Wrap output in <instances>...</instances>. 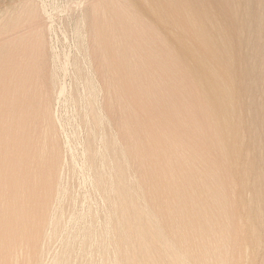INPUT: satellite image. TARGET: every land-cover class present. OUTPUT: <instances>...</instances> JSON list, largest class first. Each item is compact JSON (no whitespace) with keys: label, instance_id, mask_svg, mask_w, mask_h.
Returning a JSON list of instances; mask_svg holds the SVG:
<instances>
[{"label":"rangeland","instance_id":"374dc122","mask_svg":"<svg viewBox=\"0 0 264 264\" xmlns=\"http://www.w3.org/2000/svg\"><path fill=\"white\" fill-rule=\"evenodd\" d=\"M9 1L12 5V6H10V9H11L10 12L8 11L9 10L8 5H10ZM108 1H110V3ZM112 1H114V0H103V1L99 0V2H98V0H31V3L34 2L33 4H35V6H36V4H38L36 7L37 8L36 12L38 11V13L34 12L35 14H32L33 15L32 19L30 18L31 14L30 13L28 14V12H30V10H27V9H30V5H31L30 0H4V1H2L1 5H0V6L3 5L2 6L3 8H6V9L8 8L7 9L8 12L6 11V9H4L3 11H6V13L11 15V17H14L16 12L19 13V14L16 13V16H15V18L17 19V23L15 20L14 24L10 25V26H6V24H4V22L6 23L5 19L7 17H10L9 15L6 14V16H5L4 13L2 12L3 13L1 15L2 17H0V30H1L0 31V39L1 38L3 39L4 37H6L3 40L1 39L2 41H0V53H1L0 54V102H1L0 108H2L3 113L4 112L6 113V114L5 113L3 114L1 112V109H0V113H1L0 114V123H2V125H0L1 126L0 127V138L3 137L2 141L0 139V167H1L0 177H3V179H0V181L2 180L3 182H0V183H2V185H4V183H6L8 181L6 183L8 185L5 184V186H2V187L0 185V200L2 198V200L0 201V205H1L0 209H1V211L5 210L3 212L8 214L4 217H0V247H2V248H8L9 246L16 247V249H15L16 250L15 251L16 257L13 255L12 257L8 256L5 259H0V264H23V263H25V262H23V260L27 261V263L30 262L31 264H89V263L90 264H102V262L104 260H107V259H108L107 261H109V262L112 261V264H116L118 262V257H119L118 254L119 253H118V251H116L117 250L116 249V244H117L116 241L118 239H115V236L119 232L117 230V232H118L117 233L115 231L116 229L114 228V223H115L114 221L116 220V210L113 206V203L115 201H117L118 199L116 198L115 193L112 192L110 189V185L115 180V173H114L115 169L122 168L123 175H125V177H127V179H128L127 182H128V186L130 187V192L133 191L132 193H133L134 197H135V195H137L138 197L140 196L139 202L142 201L144 203L146 202L147 204H154V205H151L150 208H152V210L156 211V213H158L157 211L163 210L162 214L158 213L161 216H163V214L166 212V210L168 211V209H166V210L164 209V208H167L166 205H167V202L169 201L168 199H166V198H169V197H167L168 193L166 192V190L169 191L167 188V185H164V187H166L167 189L164 188L162 185L161 188L159 189L160 191L157 190L156 195H158L157 193H159V192H160V194L163 193V195L159 194L158 195L159 197H156V195H155V198L152 201L153 203L148 202V197L146 196V198H145V194H143V192H141V190H140L139 195H138L139 192L136 193V190L139 191V189L137 188L138 187L137 183L141 184V182H145L148 185L150 182L149 178L154 180L155 183L158 181L159 174H158V178H157L156 173H159L160 168H158L159 165L157 163L155 164L154 162H152V163H150L152 165H150V164L148 166L146 165L147 168H143L140 170L137 168V170H135V168L137 166V164L135 165V162L136 163L138 162L135 158H137V157L130 155L127 151L129 148H134V146H135V148L137 146H140V148L139 147H137V148H139V150L141 148H143V149H141L142 151H144V152H142V154L146 153L150 148L146 147L147 144H145V143L148 141V139H149L148 136H150L151 134L161 138V140L163 139L162 137L165 134H167V135H165L167 137L173 136L170 139H174V135H172L174 132L175 136H177L178 138H180L182 136L181 138H183L182 140L180 138L179 139L180 142L178 141V143H176V146L177 145L178 146L174 150L175 155L172 156V158L174 159L172 161V164H173L172 169L174 168V171H177V173L181 172V173H179V179L183 180V184L179 180L180 181L179 184L181 183L182 186H180L181 184L180 185L178 184V180L176 182L177 184L173 185L174 186L173 189L174 188L176 189V190L174 189L175 191L172 190L173 192L176 193V194L174 193L175 195H178V193L181 192V190L183 192H181L180 195H183L184 192H186L184 190L186 189V187L188 188V184L186 183L187 181L185 182L184 180L191 179L193 174L189 173L190 169L193 172V169L197 168V167H194V166H196V164H197V166L201 165V166H199V168L202 167L201 173H199L200 172L199 169H196V171L194 169V174L196 173L195 175L200 174V176L199 175H197V177L195 175L194 176L196 178H198V176H199L201 178V180H199V178L196 179L195 177H192V178H194V179H192L193 180L192 184H193V186H196V187L199 185L200 186L199 188H201V189L204 188L202 190L204 192H202V191L199 192L197 190L195 193L197 197H199V195H200V197L198 199H201L199 201L201 203L202 209L197 208L198 205H192V207L190 205V209H191V211H193V213L197 212V213H195L197 215L201 212V213H203V215H202L203 217H207V219H209L212 222L213 219L210 217L212 213H210V211L213 213H217V214L223 213L220 211H223V208L225 207L226 203H227V205L229 204L230 207L234 204V202H233L234 198L233 197H235V195H234L235 193L233 194V192L231 191L233 189L228 185V183L226 181V180H228L225 177L226 173H227L226 167L224 169L222 167V165H224L223 160L222 159H221L222 161L219 160L221 158L220 157L221 153L219 154L220 156L217 155V156H219L218 158L216 156H214V159L218 160V163L215 160H211L213 162V164H212V162L210 160L208 162V159H210V157H208V158L206 157V154L209 155L210 152H211L210 155L212 154V151H211L212 149L215 148L217 150L216 151L214 149L213 154H218L221 151V149L217 145L215 146V144H213V142H212V138H210V137H212V133L210 134L209 131L211 129L210 128L208 129V120L205 118L206 115H205V113H203L201 107L198 108L199 106H201L200 105L201 102H200V100L198 101L197 95H195V96L193 95V93H195V91L192 92L194 90V88L192 87V85H190L191 83L188 84L189 80L187 81V78L183 76V73L181 72V70H179L178 67L173 66L175 63L173 60H171L170 57L168 58V56H167V58L164 59L166 57V54L164 56V54H162V52L165 53V51H164L165 47L162 45L163 43L161 44L157 40L153 41L154 37L149 31L150 28L148 27V30H147V28H146L147 26L145 25L146 27H143L142 24H140V26L137 25L135 27V25L138 23L136 18L132 17L130 19H127L125 12H122L121 10H117L116 8H115V10L118 13H115L116 12L115 10L112 11L111 14L108 12L111 16L108 15L107 12L105 13V17L107 18L105 23L108 22L110 25H113V29L115 26L117 28L118 27L120 28V26L122 25L121 26V30H123L122 33H124V31H125V33H127V31H128V33H127L128 37H126V38L123 37L122 42L120 40H118V38L115 37L114 34L108 33V32L106 33V30H104V29L101 30V28H102L100 25L101 20L99 22L97 19H95L97 16V13L92 12V11H94L93 9H95V7H99V6H96L97 4L98 5L103 4L102 2H104V4L109 3L112 6H114V4H115V6H116V2L114 1L115 3L113 2V4H112ZM249 1L250 0H242V2H241L243 5H246V6H244L245 8L244 7L241 8V12L242 13L244 12L242 15H243V17L245 16L244 18H246V22L249 21V23L246 24L245 27L243 26L241 30L236 29V31H238V37H240L241 41L244 40L242 43L239 42L240 43L239 53L242 50L241 51L242 53L240 55H242V56L246 55V57L248 56L251 59L254 58L253 64L256 62L254 65H259V63H261L260 65H262V64H264V29H263L264 28V5L261 8H260V6L264 2V0H251V2H249ZM258 1H260V2H258ZM93 3L95 4V6ZM4 4H5V6H4ZM13 4L15 7L13 6ZM25 4L28 8H26V6H24ZM247 6H249V7H247ZM254 6H256V7H254ZM11 7H14L16 10L14 8L12 9ZM92 7H94V8H92ZM250 7L252 10L250 9ZM38 8H39V10H38ZM246 8H248V9H246ZM96 10H98V9H96ZM246 10L250 11V13ZM13 11H14V13L11 14ZM26 11H28V12H26ZM245 12H246V14H245ZM122 13L124 14V16ZM259 13H261L263 15V20L261 21L262 23L260 21L257 23V25H258V27H257V25L251 24L252 22H250V21H252L251 16H253V14L255 16L256 14H259ZM106 14H107V16H106ZM116 14H118V15H116ZM34 15L37 17L35 18ZM28 16H30V17H28ZM109 16L111 18H109ZM33 19L35 22L33 21ZM108 19H111V20H108ZM114 20L116 21V23H113V22H115ZM131 20H132V22H131ZM124 21H126V22H124ZM128 21H130V22L128 23ZM94 23H96V24L98 23L97 26H98V28H100L99 30L96 27V24H94ZM108 23H106V24H108ZM118 23H119V25H117ZM126 23L129 27H127ZM114 24H116V25L114 26ZM123 24H125V25H123ZM249 24H251V26H255V27L254 28L251 27V29H250ZM247 25H249V27ZM123 26L127 27L128 30L126 28V30H127L126 31ZM4 27H6V29H4ZM10 28H12V29L10 30ZM117 28H116V32L119 33V31H121V30H119V28L118 29ZM137 28L139 30H137ZM131 29L132 30L134 29V30L132 31ZM243 29H244V31H243ZM5 30H7V31H5ZM97 30H98V32H96ZM136 30H137V32L134 33V31H136ZM2 31L4 34H1ZM145 31H147L148 33H146ZM240 33H241V35H240ZM9 34H12V35L9 36ZM109 34H110V36L113 35L114 38L111 39ZM124 35L126 36V34H124ZM11 36L13 37L14 41H13ZM101 36H103V38ZM106 36L109 37L111 40L109 38H107ZM130 36H131V39L129 38ZM242 36H243V39H242ZM135 37H136V39H134ZM144 37H146V38H144ZM10 38L12 41L10 40ZM244 38H246V39H244ZM115 39H116V42H114ZM129 39H130V41L128 42ZM142 39L143 40L147 39L146 40L147 42L152 41L153 44L156 42V44H154V46H152L151 45L152 42L147 43L146 41H143ZM108 40H109V42H108ZM112 40H114V41H112ZM132 40H134V41H132ZM247 40L249 42H247ZM105 41L107 42L106 45H109L108 47L106 45H104ZM117 41H119L120 43L119 42L117 43ZM136 42H138V43H140V42L144 43L145 42L147 45L144 48V49H146V53H145L144 49L141 50V52L143 51V53L146 54V55L142 56L141 58H138L139 57L138 53H139L140 49L138 47H136L137 46ZM157 42H158V44L160 43L159 44L160 46L157 45ZM8 43H10V44H8ZM97 43H98V45H97ZM115 43H117V44H115ZM127 43H128V46H127ZM129 43H131V44H129ZM120 44L121 45L125 44L124 49H123V46H121V48H120ZM256 44L259 46H257ZM99 45H101V47ZM102 45H103V47H102ZM149 46H152V47H149ZM155 46L156 47L158 46V48L160 47L159 48L160 52L158 51V48L155 50V48H156ZM162 47H164V48L162 49ZM29 48H31V50ZM32 48H34V49L32 50ZM95 48H97V49H95ZM100 48L104 51H100ZM118 48H120V49H118ZM129 48H131V50H129ZM21 49H23V50H21ZM122 49L124 50V52ZM147 49H148V51H147ZM20 50L23 53L22 55H25L26 58H27V56L29 57L30 55H32V58L30 56V58L25 59V57L21 56L22 59L21 58L12 59V57H13V55H15V53L19 52L18 54H21ZM24 50H25V52H24ZM97 50L100 52H97ZM126 50H129L130 51L129 53H133L135 50L136 51L134 52L135 54L133 53V55L131 54L132 55L131 56L128 53V51H126ZM149 50H153L154 53L152 51H149ZM161 50H163V51H161ZM131 51H133V52H131ZM156 51H158V52H156ZM101 52H102V54H101ZM259 52H263V53H259ZM24 53H27V54H24ZM110 53L114 54V56H113L114 58L111 59V57L108 56V55H110ZM125 53H127V54H125ZM150 53H151V56H149ZM11 54H12V57H11ZM122 54H125V56ZM153 54H154V56H152ZM121 55H122V57H121ZM160 55H163V56H160ZM4 56H5V58H4ZM259 56H260V58H259ZM105 57H107V58H105ZM143 57H145V58H143ZM156 57H159L158 60ZM160 57H162L164 59L163 62L166 60H170V61H166L165 63H163L161 61L162 58H160ZM106 59H108V60L111 59V60L108 61ZM142 59H145V60L142 61ZM153 59H155V60H153ZM114 60L118 63V65H117V63H114ZM118 60H120V61L118 62ZM156 60H157V62H156ZM111 61L113 62L112 67H111L112 70L110 67L108 68V65L111 66V63H112ZM121 61H122V64H121ZM136 61L138 63L135 66ZM141 61L143 62V64ZM158 61L160 62L159 63L160 65L158 64ZM125 62H126V64H125ZM130 62H132L131 65H130ZM140 62L143 66L142 67L143 69L141 67H139V66H141ZM102 63H104V72H103V64ZM105 63H106V65H105ZM152 63H155V64L157 63L158 65L156 64L154 66V64H152ZM166 63H168L167 66L169 64L170 65L167 67ZM123 64L126 65V66L124 65L125 66L124 68H123ZM151 64L153 65V68H149V66L151 67ZM253 64L250 63L248 66L250 67V65H251V67L248 68L246 66L244 69L245 74L246 73L248 74L250 71V73L248 74L250 77L247 76V74H246L245 78L243 77V79H242V82H243L242 84L244 85V82H245V87H247L246 88L247 90L245 91V95L243 94V96L240 98V101L243 100L242 105L243 104L245 105V106L243 105L244 108L242 109V111H244L246 109V111H244V112L241 111V113L247 114V116L245 114L243 116H245L246 120L250 118L247 121L248 122L250 121L253 125H256L260 121V125L259 124L256 125L257 127H259L258 132H260V133H258L256 135V137H258L262 134V139H261V136H260V139L264 141V139H263L264 138V135H263L264 134V126H263L264 125V123H263L264 122V118H263L264 109H262V108H264V105H263L264 104V94L262 93V92H264V84H263L264 83V80H263L264 68H262V69L260 68L257 71V69L254 67ZM131 66L133 69L131 68ZM158 66H159V68H157ZM171 66H172V68H171ZM262 66H264V65H262ZM160 67H162V68H160ZM146 68H148V70ZM154 68H157L158 70H156ZM163 68H165V70H167L169 68V70H167L169 73L166 71V74L164 75L163 73H165V72H164ZM176 68H177V70H176ZM107 69H109V72ZM123 69L126 71H124ZM136 69L137 70L139 69V70L137 71ZM144 69H145V71H144ZM149 69H150V73H151L150 75H149ZM105 70H107V71L105 72ZM146 70L148 71L147 72L148 74L146 73ZM159 70H160V72H157ZM162 70H163V72H162ZM115 71H116V73L118 72L120 74H118V76H117V74L114 75ZM120 71L126 76V78H125L127 80L126 82L124 79L123 80L120 79L122 76H124ZM143 71L145 73H143ZM151 71H153V72H151ZM110 72H112V73H110ZM134 72H136L135 75H134ZM139 72H142V73L140 74ZM251 72H254V73L251 74ZM128 73H130V74H128ZM132 73H133V75H132ZM152 73L153 74L156 73L160 76L153 75ZM175 73L178 75L181 73L180 74L181 78H180V75L178 77V76H176ZM112 74L114 76H117L118 79H116V77H114L115 78L114 79ZM121 74H122V76H121ZM126 74H128L129 78L131 77L130 80H132L134 78L132 81L134 84L137 83V84H135V86L131 87L134 84L132 83V81L130 82L128 80L129 78ZM137 74H138V76H137ZM254 74H255V76H252ZM104 76H106V77H104ZM107 76H110V77H107ZM141 76H143V77H141ZM147 76H149V77H147ZM150 76H151V78H150ZM155 76H158L157 77L158 79H156ZM165 76H166V78H165ZM167 76L170 78V80ZM182 76L184 77V80H186L187 82H185L183 80ZM172 77H173L174 81L172 80ZM110 78L113 82L115 80H117V81H115V83L110 82ZM141 78L147 79V80L143 79V81L145 83L142 81ZM177 78H180V79H177ZM151 79L153 81L155 80L154 81L155 83H153L151 81L150 84L151 85L153 84L154 87L157 88V90H156L153 86L151 87L154 92H156V91L158 92V93L156 92L157 95L159 94L158 97H156L157 95L153 94L154 92H151L152 91L150 88L151 85L149 84V86H148L147 81H150ZM249 79L251 81L252 80L253 81L250 82ZM136 80H138V81H136ZM156 80H158L160 83ZM107 81L110 82V84L107 83ZM121 81L125 85L129 83V85L128 86L126 85V87H123L125 85ZM163 81L164 82L166 81L165 84ZM116 82H117V84H116ZM118 82H119V85H118ZM167 82L170 83L168 86L166 84ZM173 82H175V83L177 82V83L175 84ZM120 83L122 84V86H120ZM130 83L132 84L131 86H130ZM172 83L174 85H176V87H175L176 89L173 88L174 93H173V90H170V89H172V88H170V86H172V87L174 86ZM138 84H141V86L143 85L142 86L143 89L140 88L141 86H139ZM156 84H157V86H156ZM136 85H137V87H136ZM183 86H184V88H183ZM117 87L120 88V91L117 89ZM128 87H131L132 89L128 88ZM177 87H179L181 90L178 89ZM248 87H249V89H248ZM133 88H136V89L138 88V89L137 90L135 89V91L133 92V90H134ZM148 88L150 91L148 90ZM161 88H163V90L168 88V90H170L171 92L166 90L167 92H169L168 95L166 96L167 92L165 90L162 92ZM190 88H193V90L191 89V91H190L189 90ZM127 89H129V91ZM146 89L148 90V92H146ZM122 90H123V92H122ZM124 90H126V92H124ZM130 90H132L131 91V92H133L132 94H129ZM141 90H144L143 93H145V92L146 93H145V95L142 93L143 94L142 96H138V95H141L140 94L142 92ZM118 91H119V95H118ZM127 91H128V93H127ZM136 91H138V92L140 91V93L137 94L138 92H136ZM160 91H161V93H163L164 96L162 94H160ZM186 91H187V93H186ZM113 92H115V93L113 94ZM164 92H165V94H164ZM121 93L123 95H120ZM175 93L177 94L176 96H175ZM259 93L261 95H259ZM128 94L132 95V96L129 97ZM134 94L136 95V97L135 96L133 97ZM126 95H128V96L126 97ZM146 95H147V97H146ZM148 95H150V97ZM152 95H155V96H152ZM185 95H187V96H185ZM109 96H111L112 100L110 99ZM117 96H119L120 98ZM122 96H123V98L125 97L124 98L125 102L122 101V100H124V99H122ZM160 96H162L161 97V99H163L162 101H160V99H159ZM128 97H129V101H128V99H126ZM138 97H139V99H138ZM151 97H152V99H150V101H148L149 98H151ZM154 97H156V98H154ZM186 97H189V99ZM194 97H195V99H194ZM130 98L131 99L134 98V100L132 99V101H134V103H131L132 101L130 102V100H131ZM135 98L137 99L138 102L136 101ZM147 98H148V100H147ZM177 98H180L179 100L182 99V101L174 100ZM115 99H117V100H115ZM142 99H143V101H141ZM183 99H186V101ZM151 100H152V102L154 101L153 104H152ZM250 100H251V102H250ZM109 101L111 103H114L113 104L114 105V110H113L114 114L113 115H111L109 110H108V106L110 103ZM116 101H117V103H116ZM144 101H146V102H144ZM157 101L158 102L160 101V103H157ZM183 101H185V102H183ZM195 101H196V103L194 104ZM118 102H119V104H118ZM141 102H142V104H141ZM179 102H181V103H179ZM120 103H123L124 105L121 104V106H120ZM138 103L141 104V106H142V107L141 106L139 107L140 109L138 108V106H139ZM132 104H133V106H131ZM145 104H146V106H145ZM181 104L182 105L184 104L183 107ZM253 104L254 105L257 104V105L254 106ZM259 104H261L262 106ZM136 105H137V108L139 109L138 111L135 110L137 108H135V109L133 108L134 106L136 107ZM176 105H177V107H175ZM187 105H190V106H187ZM127 106L128 107L130 106V107L127 108ZM116 107L118 110H116ZM148 107H149L150 111L148 110ZM256 107H258V108H256ZM123 108L125 109V112H123L124 111ZM153 108L154 109L156 108V111ZM248 108L250 110L252 109L251 114H250V112H249L250 110ZM130 109L133 111H130ZM180 109L182 111L179 112ZM198 109H200V111ZM126 110H127V112H126ZM134 111H135V113H137V115L134 114ZM169 111H171L170 113H173V115H175V116L170 114ZM256 111H258L259 115H260V116H258V119H257L258 112L255 115ZM140 112H142L141 114H144L147 112L146 114H144L143 119L142 118L139 119V117L141 116ZM150 112H152V114ZM181 112H185V113L181 114ZM199 112H200V114H197ZM123 113L125 114V116ZM156 113H158L162 117L159 115H156ZM168 113H169V116H168ZM126 114L130 118L132 117V116H130V114H132L133 117L135 116L134 118L132 117V119L134 121L138 120V121H136L137 123L136 122L133 123L132 119H130L129 117H126ZM164 114L167 116H165ZM138 115H140V116L137 118L136 116H138ZM145 115H147V116L153 115V116H152V118L150 116L148 118V120H146L147 116H145ZM119 116H120V118H119ZM155 116L157 117L158 120H156ZM171 116H172V120L169 118ZM176 116H177V118H176ZM195 116L197 119L196 121L198 123L194 121ZM121 117H123V118H121ZM142 117H143V115H142ZM153 117H154V119H153ZM159 117L165 118V119L167 117L168 118L166 120H164V119L161 120ZM1 118H3V120ZM127 118H129L128 120L130 122H132L131 124H129L130 122L127 121ZM173 118H175V119H173ZM198 118H199V120L201 119V121H199ZM4 119H5V121H4ZM121 119H122V121H121ZM123 119L125 120L124 122H123ZM151 119H153V120H151ZM251 119H252V121H251ZM261 119H262V121H261ZM1 120H2V122H1ZM173 120L176 121L174 124H173ZM179 120H181V121H179ZM142 121H143V124L141 125ZM167 121H168L167 124L161 123L162 126L160 127L159 122H167ZM3 122H4V124H3ZM139 122H140V124H138ZM144 122L147 124H149L150 122H152V123H150L151 125L149 124L150 125L149 126V125H146ZM153 122H155V123H153ZM169 122L171 123V125L173 124L171 129L174 127L173 129L175 131L172 129L173 131L170 130V133H169L167 131L168 129L165 128L166 129L165 131H167L168 133L167 132L164 133L163 127H166L165 124L169 125V127H170ZM178 122H179V124H178ZM185 122L191 126H189ZM205 122H206V124H204ZM124 123H125V127H124ZM154 124H156L157 127H160V128H157L156 125L153 126ZM163 124H164V126H163ZM134 125H136V126L133 129ZM183 125H184V127H183ZM203 125H205V126H203ZM206 125H207L206 130H207V134L209 135V138H208V135L205 134L206 133L205 132L206 131L205 130ZM117 126H120L121 128L117 127ZM126 126H128L129 130H126V129H128ZM130 126H133V127H130ZM137 126H138V129H136ZM143 126H145V127H143ZM146 126H149V127H146ZM151 126H153V128H152L153 130H155L157 128L154 131L155 134L152 132L149 133L148 128H150V130H152ZM195 126H196V128H195ZM199 126H200V128H199ZM130 128L132 129V133H131L132 135H129L130 130H131ZM190 128H192V131H190L191 130ZM197 128H199L200 131L204 129L203 130L204 132H202V131L199 132L197 130ZM262 128H263V130H262ZM121 129H124L125 132L122 131ZM140 129H142V130H140ZM144 129L146 130V132ZM161 129H162L163 133H162V131L161 132L158 131L161 134L158 133L160 136H158V134L156 135L157 130H161ZM182 129L183 130L186 129V131L189 129V131L186 132V131H183ZM6 130H7V133H6ZM138 130L140 132H142V134ZM177 130L180 131L181 135L179 134V132L177 133ZM1 131H2V133H1ZM143 132L145 135L143 134ZM188 132H190L191 134ZM194 132H196V133H194ZM3 133H4V135H3ZM186 133L190 134L191 137H189V135H187ZM5 134H6V136H5ZM195 135H196V137H195ZM136 136H138L139 138ZM145 136H147L148 139H146ZM245 136H247L246 147L250 146V143L253 142V143H251L250 150L254 149V151L251 150V153L254 156L256 155L255 157H260V156H262L261 154L264 155V142L262 141L260 143L258 140L256 141L255 136L253 137V134L251 135V132L250 133L247 132ZM204 137H205V139H204ZM143 138H144V140H147V141L143 142ZM137 139H140V140H137ZM184 139L185 140L190 139L189 143H188V140L184 141ZM191 139L192 140L194 139L193 140L194 142H195V140L196 141L198 140L199 141V142L197 141L198 144L196 145L197 142H195V143L191 142L190 143ZM207 139H208V141H207ZM247 139L250 142H248ZM129 140H130V142H129ZM42 142H45L46 151H45L43 158L41 159V161L39 163V156L35 151H36L37 146L40 145ZM128 142H129V144H128ZM134 142H135V144H134ZM200 142H201V144H200ZM205 142L206 143L208 142L207 144H210V145H207V147H206ZM180 143H182V144H180ZM192 143H194V144H192ZM203 143H204V145H203ZM211 143H212V145H211ZM254 143H255V145L252 146ZM179 145H181L180 148H179ZM185 145H187V146L189 145L188 147L190 149ZM198 145H201L204 150L203 149H202L203 151L199 150L202 147H200ZM23 146L27 147V151H26V153H24V155H26L24 166L13 168L12 167L13 160L18 155L21 147H23ZM204 146L206 147L207 150H209L208 153L203 154V152L206 150ZM185 147L187 148V150H185L186 149ZM195 147L196 148L198 147V150L200 152L196 149L198 151L197 152L195 150ZM211 147H214V148L210 149ZM256 147H257V149L255 150ZM260 148H262L261 152H260ZM176 149H179V150H176ZM181 149H183V150H181ZM122 150H127V151H125V153H124V151H122ZM180 150L182 151V153H180L181 152ZM178 151H180V152H178ZM186 151H188V152H186ZM215 151L216 152L219 151V152L215 153ZM139 152L141 153V151H139ZM189 152H190V154H189ZM184 153H187V154H184ZM114 154H116V155H114ZM188 154L191 157L188 156ZM200 154H202V156H204L203 158L205 160L201 161L202 156H200ZM258 154H260V155H258ZM186 155L189 158L186 157ZM212 155H211V157H212L211 159H213ZM154 156H155V154H154ZM174 156H175V158L177 157L176 158L177 160H175ZM195 156H196V158L198 156V159H199V160L197 159L196 163L194 162V161H196ZM192 157H194V159ZM191 158L193 159L192 162H194V163H191V161H190ZM179 160H181L180 162H182V166H181V164H180V166H179V164H177V163H180V162H178ZM184 160L185 161L187 160V162L190 161L189 164L191 163L190 164L191 166L189 164H186L187 162L185 163ZM219 161L222 162V163H220L221 164L220 166H219ZM200 162H203V164L202 163L200 164ZM175 163H176V165H175ZM207 163L209 165H207ZM262 163L263 162H261V163L259 162L257 164V167L259 169L261 168L260 170L258 169V171L262 174V176H264V163L263 164ZM132 164H134V165H132ZM183 164H184V166H183ZM204 164L207 165L206 166L207 168L203 167V166H205ZM216 165L221 167V168L217 167ZM132 166H135V167H132ZM178 166L180 169L178 168ZM211 166L215 167L214 170ZM187 167H188V169H187ZM203 168L206 172V173L204 172L205 173L204 175H203V171H204ZM222 168H223V170H222ZM262 168H263V170H262ZM217 169H219V171L216 172ZM197 171H199V172H197ZM223 171H225V172L223 173ZM262 171H263V173H262ZM152 172H154V173L152 174ZM207 172L211 176H215L213 174L214 172L217 173L215 176L217 178L214 177L215 178L214 179L212 177H209L210 175ZM141 173H142V176H141ZM119 175H122V174H119ZM154 175H155L157 180H155V177H153ZM187 175H188V177H187ZM218 175H221V176L223 175L222 176L223 178H221ZM136 176H139V177H136ZM203 176H204V178H203ZM131 178L133 181L129 180ZM206 178H209V179L207 180ZM5 179L7 181H5ZM134 180H135V182H134ZM205 180H206V182H205ZM215 180H216V182H215ZM220 180L221 181L223 180V182H221ZM17 181H19V183H16ZM14 182H15L16 186H15V184H13ZM129 182H130V184H129ZM201 184L204 187L201 186ZM204 184L206 185V187ZM221 184L223 185V187H221L222 186ZM21 185H24V186L21 187ZM130 185H132V186H130ZM178 185H179V187H177ZM209 185L211 187L210 189H209ZM226 185H227V187H225ZM13 186H15L16 188ZM7 187L11 191L8 190ZM224 187H225V189L227 188V190L229 188L230 191L228 190V192L225 193V189L223 190ZM247 187H249V186H247ZM19 188L20 189L23 188L24 194L20 195V193H18V195H17V193H16L17 196L15 194H14L15 195L14 196L13 193L15 192V189H18L16 191V192H18V191H20ZM183 188H184V190H183ZM216 188H219V189H216ZM178 189H179V191L177 193ZM211 189L213 192L211 191ZM215 189L221 190V195H219L220 192L218 194L214 195L213 193H214ZM3 190L8 192L9 194L8 193L6 194V192ZM162 190H163V192H161ZM164 190H165V192H164ZM209 191L212 193L213 196L211 195V193ZM198 192H199V195H198ZM206 192H209L210 195H206ZM200 193H204V195H203L204 197H202ZM226 194H227V196H226ZM245 194L247 196L246 199L248 201L247 202L248 205L253 206V204H255V199L252 200V198H254V197H250L249 191H247V190L245 191ZM161 196L164 198H162ZM183 196H181L180 205H182V204L186 205L183 203L186 201L185 198H183ZM214 196H217V197L214 198ZM8 197H9L10 201L7 199ZM11 197H12V199H11ZM205 197H207L208 200H210V203H207L209 201ZM221 197H225L227 202H225L226 201L225 199H220ZM229 197L231 198V200ZM13 199H16V200L13 201ZM182 199H183V202H182ZM202 199H204L203 202H202ZM217 199H218V201H217ZM228 199L230 201H228ZM155 201H157V203H154ZM219 201L221 203H219ZM252 201H253V203H251ZM176 202H177V199H176L175 203ZM217 202L221 205L218 206L219 204H216ZM229 202L230 203L232 202V203L230 204ZM172 203H174V202H172ZM202 203L205 206H203ZM222 203H224V204H222ZM170 204H171V202H170ZM170 204H169V206H170ZM222 205H223V207H222ZM153 206H154V208H153ZM169 206H168V208H169ZM210 206H213V207L215 206L214 207L215 209L213 207H210ZM230 207H228L229 208L228 211L230 210L229 214H231V215H229V216H230V218L232 217L231 220L234 218L238 219L239 216H237V212L234 211L235 210L234 206L231 207L233 210H231ZM196 208L199 209L200 211L197 210ZM219 208H220V210H219ZM216 209H217V211H216ZM7 210H8V213L6 212ZM173 210H174V208H173ZM194 210H196V211H194ZM10 211H11V213H10ZM14 211L16 212V214ZM12 212H14V213L12 214ZM188 212H190V210H188ZM201 213L198 216H200ZM233 213H235V214H233ZM166 214H167V212L164 215H166ZM206 214H208V215H206ZM209 214H210V216H209ZM5 218L8 219V221ZM218 220L220 222H222V221L224 223L226 222L224 220V217H221V219L218 218ZM234 221H236V219H234ZM237 221H239V219ZM43 222L46 226L43 225ZM32 223L33 224L39 223V225L38 226L33 225ZM9 226H11L12 228ZM42 226H44V227H42ZM157 226L161 229L162 233H165L167 231L161 222ZM259 227H260L259 230L263 231V232H261L262 236H263L264 235V222L260 223ZM13 228H14V230H11ZM5 229H7V230H5ZM19 229H20V231H23L26 234L23 237L21 236L23 239L20 237V243L15 244L12 241L13 239H10V238L11 237L16 238V236H17L16 232L19 233ZM209 231L213 232V230H208L207 233ZM212 232H210V234ZM195 233L196 232H193L192 235H195ZM192 235H191V237H193ZM207 235L209 237V233ZM175 238H177V237H175ZM175 238L173 241L172 240L173 237L171 236V239L170 238L167 239V242L169 244L172 243V245L177 244L178 250L182 248L181 250H179V252L182 253L183 256L185 255L184 256L185 259L187 258L188 255H190V257L188 256V259H186L187 261L189 260L188 261L189 264L194 262L198 258L197 253H199V251H198L197 247L195 249L196 254H194V252H193L195 247L194 248L192 247V249L190 248L189 251H191L193 253L192 254L187 249L181 247V244L176 243L177 241ZM210 238H213V236L207 238V240ZM214 239L215 238L210 239L209 240L210 243H209V241H207V242L209 244L213 243V245L215 243H217L214 245V247L216 246V248L218 247V249L221 248V250H224V249L227 250L228 249V250L232 251L231 253H230V251L228 252V254H229L228 257L231 259V261H234V258L236 259L238 257L239 251H238V249H236V246H234L233 244H232L233 245L232 246L230 244V247H227V246L225 248H224V246L220 247V246H218V241L216 239L215 240ZM211 240L216 241V242L214 243ZM262 240H263L262 241L263 245L261 244V246L257 249L256 253L259 255L258 259L261 260V262L262 261L264 262V257H263L264 256V236H263ZM232 242L234 244H236L235 241H232ZM36 244H37V246H38V244L41 246V247L38 246L39 248L37 247L39 250L37 255H39L40 257L39 256L37 257L35 255L37 249H35V251L33 253V250H34L33 245L35 246ZM43 245H46V246H43ZM179 245H180V247H179ZM42 247H43V252L40 251V250H42ZM185 250L187 251L186 254L184 252ZM111 251H112V253H111ZM27 253H29V256H27ZM235 253H236V256H235ZM191 254H192L193 258L191 257ZM231 254L234 255V258ZM190 260H192V261H190ZM204 260L206 262V259H203L202 261L200 260V263L212 264L211 260H209V259H208L209 261L207 260L209 263L208 262L205 263Z\"/></svg>","mask_w":264,"mask_h":264},{"label":"bare ground","instance_id":"6f19581e","mask_svg":"<svg viewBox=\"0 0 264 264\" xmlns=\"http://www.w3.org/2000/svg\"><path fill=\"white\" fill-rule=\"evenodd\" d=\"M2 1H4V0H0V5H1V3H2ZM103 1V0H102ZM115 2H116V6H115V4H114V6H112L111 4H109L110 3V1H108L109 3H107V4H104V2H102L103 4H100V5H96V6H99V7H95V9H93L94 11H92V12H96L97 13V16H96V18L95 19H97L99 22H100V20H101V22H100V25H101V30H106V33L108 32V33H112V34H114V36L115 37H117L118 38V40H120L121 42L123 41V37L124 38H126V37H128V35H127V33H128V28L127 27H129L128 25H127V23H126V25H127V27H125V26H123L124 28H125V30H126V28H127V33H125V31H124V33H122V31L123 30H121V26H120V28H119V30H121V31H119V33H117L116 32V24H114V26L116 27H114V29H113V25H110L108 22H106V23H108V24H106L105 23V21L107 20V18L105 17V13L107 12H109L110 14H111V12L112 11H114L115 10V8L117 9V10H121L122 12H125V14H126V16H127V19H130V18H132V17H134V18H136L137 19V21H138V23L135 25V27L137 26V25H139L140 26V24H142V26L143 27H146L147 28V30H148V27L150 28L149 29V31H150V33L153 35V37H154V40L153 41H155V40H157L158 42H160L164 47H165V49H164V51H165V53L164 52H162V54H164V56H165V54H166V57L164 58V59H166L167 58V56H168V58L170 57L171 58V60H173L174 61V67L176 66V67H178V69L179 70H181V72L183 73V76L184 77H186L187 78V81L189 80V82H188V84L189 83H191L190 85H192V87L194 88V90H193V88H190L189 90L191 91V89L193 90L192 92H194L195 91V93H193V95L195 96V95H197V99H198V101L200 100V102H201V106H199L198 108H200L201 107V109H202V111H203V113H205V115H206V119L208 120V129L210 128L211 130L209 131L210 132V134L212 133V137H210V138H212V142H213V144H215V146L217 145L220 149H221V151L218 153V152H216L217 150L214 148V147H211L210 149H212V148H214L216 151H215V153H218V154H213V152H214V149H212L211 151H212V156H213V159H211L212 157H211V155H210V153H209V155L208 154H206V157L208 158V157H210V159H208V162H209V160L211 161V160H215L217 163H218V160H216V159H214V156H216L217 158L220 156L219 154L221 153V158L219 159V160H223V163H224V165H222V167L225 169V167H226V178L228 179V180H226L227 181V183H228V185L233 189V190H231L232 192H233V194L235 195V197H233L234 199H233V202H234V204L232 205V206H234V211H236L237 212V216H239L238 217V219H239V221H237L238 219L237 218H234V219H236V221H234V219H232L231 220V218H230V216L229 215H231V214H229V212H230V210L228 211V207H230V205L228 206L227 205V203H226V205H225V207L223 208V211H220V212H223V213H213V212H211L210 211V213H212L211 214V216H210V214H209V216L213 219V221L211 222L209 219H207V217H203L202 215H203V213H201V215L200 216H198L199 214H195V213H197V212H195V213H193V211H191V209H190V205H191V207H192V205H198V207L197 208H201V203H200V201L199 200H201V199H198L199 197H200V195H199V192L200 191H202L204 188H199L200 186L198 185L197 187L196 186H193V180L192 179H194V178H192V177H197V175H199L200 176V174H197V175H195L194 174V169H195V171H196V169H199L200 170V172L199 171H197V172H199V173H201L202 171H201V168L202 167H200L199 168V166H201V165H198L197 166V164H196V166H194V167H197V168H194L193 169V172L191 171V169H190V172L189 173H191V174H193L192 175V177H191V179H186V180H184L187 184H188V188L186 187V189L184 190V188H183V190L184 191H186V192H184V196L183 195H180V193L181 192H183L182 190H181V192H179L178 193V191H179V189L177 190V193H178V195H175L176 193L175 192H173V191H175L174 189H173V185L175 184H177L176 182H177V180H178V184H179V182L181 181V183L183 184V180H180L179 179V173H181V172H179V173H177V171H174V168L172 169V167H173V164H172V161L174 160L173 158H172V156L173 155H175L174 154V150H175V148H177V146H176V143H178V141H179V139L182 137H180V138H178L177 136H175V134H174V132H173V134L172 135H174V139H170V138H172L173 136H171V137H167V136H165V135H167V134H165V135H163V139L161 140V138H159V137H157V136H155V135H153V134H151L150 136H148L149 137V139L147 138V136H145V138L146 139H148V141L147 140H144V138H143V142L145 141H147L145 144H147V146L146 147H149L148 149V151L146 152V153H144V154H142V152H144V151H142L141 149H143V148H141L140 150H139V148H140V146H137V147H139V148H135V146H134V148H129L128 149V151L127 150H122V151H124V153H125V151H127L130 155H133V156H135V157H137V158H135L138 162L136 163L135 162V165L137 164V166H136V168H135V170H137V168L140 170V169H143V168H147L146 167V165L148 166L150 163H152V162H154L155 164L157 163L158 165H159V167L158 168H160V170H159V173H156L157 174V178H158V174H159V178H158V181L155 183V181L154 180H152V179H150L149 178V180H150V182H149V184L147 185L145 182H141V184H139V183H137L138 184V189H139V191L138 190H136V193L137 192H139L138 193V195L140 194V190H141V192H143V194H145V198H146V196L148 197V202H150V203H153L152 201H153V199L155 198V195H156V192H157V190L158 191H160L159 189L161 188V186L163 185V187H164V185H167V188H168V190L169 191H167L166 190V192L168 193V196L167 197H169V198H166V199H168L169 201V203L167 202V208H164L165 210L166 209H168V211L166 210V212H167V214L166 215H164L163 214V216H161L160 214H158V213H161L162 214V211L160 212V211H157L158 213H156V211H154V210H152V208H150L151 207V205H154V204H147L146 202L144 203V202H139V197L137 196V195H135V197L133 196V191L132 192H130V187L128 186V182H127V177H125V175H123V173H122V168H117V169H115V171H114V173H115V180L112 182V184L110 185V189H111V191L112 192H114L115 193V195H116V198L118 199H116L117 201H115L114 203H113V206H114V208H115V210H116V220L114 221L115 223H114V228L116 229L115 231L117 232V230H118V234L115 236V239H118L117 241H116V251H118V255H119V257H118V262L116 263V264H189L188 263V261L186 260V259H188V256L190 257V255H186L187 256V258L185 259L184 258V256L182 255V253H180L179 252V250H181V249H179L178 250V246H177V244L175 245V244H173L172 245V243L171 244H169L168 242H167V239H171V236L173 237V241H174V238L175 237H177V238H175L176 239V243H179V244H181V247H183V248H185V249H187L188 251L190 250V248L192 249V247L194 248V250H193V252H194V254H196L195 252V249H196V247H197V249H198V251H199V253H197V259L194 261V262H192L193 264H202V263H200V260L202 261L203 259H206V262H208L209 260H211L212 261V264H264V262L262 261L261 262V260H259L258 259V254L256 253L257 252V249L261 246V244L263 243L262 241V238H263V236H262V233L261 232H263V231H261V230H259V225H260V223H262V222H264V176H262V174L258 171V167H257V164L260 162H263L264 163V155L263 154H261L262 156H260V157H255L252 153H251V150H250V146H251V143H253V142H251L250 143V146H247L246 147V138H247V136H245L246 135V133L247 132H251V135L253 134V137L255 136V140L257 141H259L260 143L263 141V140H261L262 139V134L260 135L261 136V139H260V136H258V137H256V135L258 134V133H260V132H258L259 130H258V128L259 127H257L256 125L257 124H259L260 125V121H259V123H257L256 125H253L250 121V123L247 121V120H249V119H247L246 120V118H245V116H243L245 113H241V111H242V109L244 108V106L242 105V103H243V100H241L240 101V98L243 96V94L245 95V91L247 90L246 88L247 87H245V82H244V85L242 84L243 82H242V79H243V77L245 78V75L247 74H245V67L247 66L248 68H250L251 67V65H250V67L248 66L250 63H252L253 64V61H254V58H250V57H246V55L245 56H242V55H240L242 52V50L240 51V53H239V48H240V43L239 42H243V41H241V39H240V37H238V31H236V29L237 30H241L242 29V27L244 26L245 27V25L246 24H248L249 23V21L248 22H246V18H244L243 17V13L241 12V8L242 7H244V6H246V5H243L241 2H242V0H114ZM114 1H112V4H113V2ZM98 2H99V0H98ZM97 2V3H98ZM106 2V1H105ZM114 2V3H115ZM244 2V1H243ZM249 2H251V0L249 1ZM258 2H260V1H258ZM263 2V1H262ZM9 3H10V1H9ZM30 3H31V0H30ZM29 3V4H30ZM34 3V2H33ZM33 3H31V5H30V9H27V10H30V12H28V11H26V12H28V14L30 13L31 14V17L30 16H28V17H30L31 19H32V14H35V13H38V11L36 12V10H37V5L38 4H36V6H35V4H33ZM94 4V3H93ZM245 4V3H244ZM250 5V4H249ZM257 5V4H256ZM263 5H264V2L261 4V6H260V8L261 7H263ZM3 6V5H2ZM2 6H0V17H2L1 15L4 13V15L6 16V14L7 15H9L8 13H6V11H7V9L9 8V12L11 11V9H10V6H12L11 5V3H10V5H8V8L6 9V8H3ZM4 6H5V4H4ZM7 6V5H6ZM13 6H14V4H13ZM24 6H26V4L24 5ZM23 6V7H24ZM94 6H95V4H94ZM253 6V5H252ZM251 6V7H252ZM259 6V5H258ZM15 7V6H14ZM14 7H11L12 9L14 8ZM247 7H249V6H247ZM251 7H250V9H251ZM254 7H256V6H254ZM25 8V7H24ZM26 8H28L27 6H26ZM92 8H94V7H92ZM245 8V7H244ZM4 9H6V11H3ZM15 9V8H14ZM96 9H98V10H96ZM246 9H248V8H246ZM16 10V9H15ZM38 10H39V8H38ZM252 10V9H251ZM255 10V9H254ZM7 11V12H8ZM25 11V10H24ZM116 11V10H115ZM245 11V10H244ZM246 11H248V10H246ZM3 12V13H2ZM35 12V13H34ZM249 13H250V11H248ZM247 12V13H248ZM255 12V11H254ZM14 13V11L11 13V14H13ZM16 13H18V12H16ZM16 13H15V15H14V17H11V15H9L10 17H7L6 19H5V21H6V23L4 22V24H6V26H10V25H13L14 24V21L16 20V23H17V19L15 18V16H16ZM108 13V15H110ZM114 13V12H113ZM115 13H118L117 11L115 12ZM19 14V13H18ZM27 14V15H28ZM123 14V13H122ZM245 14H246V12H245ZM116 15H118V14H116ZM120 15V14H119ZM35 16V15H34ZM106 16H107V14H106ZM111 16V15H110ZM109 16V18H111ZM123 16H124V14H123ZM20 17V16H19ZM37 16H35V18H36ZM247 17V16H246ZM250 17V16H249ZM254 17V18H253ZM34 18V17H33ZM251 18H252V21H250V22H252L251 24H253V25H257V23L260 21H262L263 20V15L261 14V13H259V14H256L255 16H254V14H253V16H251ZM4 19V18H3ZM249 19V18H248ZM108 20H111V19H108ZM124 20V19H123ZM33 21H34V19H33ZM113 21V20H112ZM115 21V20H114ZM35 22V21H34ZM124 22H126V21H124ZM130 21H128V23H129ZM131 22H132V20H131ZM135 22V21H134ZM2 23V22H1ZM37 23V22H36ZM112 23V22H111ZM113 23H116V21L115 22H113ZM112 23V24H113ZM262 23V22H261ZM3 24V25H4ZM94 24H96V23H94ZM98 24V23H97ZM97 24H96V27L98 28V26H97ZM251 24H249L250 25V29H251V27H255V26H251ZM117 25H119V23L117 24ZM123 25H125V24H123ZM146 25V26H145ZM249 25H247L248 27H249ZM5 26V25H4ZM35 26V25H34ZM13 27V26H12ZM38 27V26H37ZM95 27V26H94ZM122 27V28H123ZM134 27V26H133ZM257 27H258V25H257ZM35 28V27H34ZM117 28V29H118ZM260 28V27H259ZM262 28V27H261ZM3 29V28H2ZM4 29H6V27H4ZM8 29V28H7ZM12 28H10V30H11ZM100 28H98V30H99ZM145 29V28H144ZM264 29V28H263ZM98 30L96 31V32H98ZM132 30V29H131ZM134 30V29H133ZM132 30V31H133ZM137 30H139L138 28H137ZM137 30L136 31H134V33L135 32H137ZM141 30V29H140ZM143 30V29H142ZM247 30V29H246ZM1 31V30H0ZM5 31H7V30H5ZM118 31V30H117ZM236 31V32H235ZM243 31H244V29H243ZM102 32V31H101ZM131 32V31H130ZM129 32V33H130ZM146 33H148L147 31H145ZM250 32V31H249ZM255 32V31H254ZM257 32V31H256ZM6 33V32H5ZM104 33V32H103ZM116 33V34H115ZM133 33V32H132ZM131 33V34H132ZM140 33V32H139ZM262 33V32H261ZM1 34H4L3 33V31H2V33ZM124 34H126V36L124 35ZM138 34V33H137ZM150 34V35H151ZM247 34V33H246ZM254 34V33H253ZM256 34V33H255ZM258 34V33H257ZM8 35V34H7ZM10 35H12V34H9V36ZM102 35V34H101ZM104 35V34H103ZM107 35V34H106ZM130 35V34H129ZM149 35V36H150ZM240 35H241V33H240ZM261 35V34H260ZM108 36V35H107ZM106 36V37H107ZM109 36H110V34H109ZM147 36V35H146ZM244 36V35H243ZM243 36H242V39H243ZM252 36V35H251ZM2 37V36H1ZM12 37V36H11ZM102 38H103V36H101ZM134 37V36H133ZM142 37V36H141ZM260 37V36H259ZM4 38H6V37H4ZM3 38V39H4ZM97 38V37H96ZM101 38V39H102ZM107 38H109V37H107ZM110 38L112 39V38H114L113 37V35L112 36H110ZM109 38V39H110ZM130 39H131V36L129 37ZM144 38H146V37H144ZM149 38V37H148ZM2 39V38H1ZM0 39V41H2ZM12 39H13V37H12ZM110 39V40H111ZM122 39V40H121ZM130 39L128 40V42L130 41ZM134 39H136V37L134 38ZM152 39V38H151ZM244 39H246V38H244ZM251 39V38H250ZM258 39V38H257ZM10 40H11V38H10ZM100 40V39H99ZM98 40V41H99ZM127 40V39H126ZM125 40V41H126ZM140 40V39H139ZM143 40V39H142ZM147 40V39H146ZM146 40H143V41H146ZM149 40V39H148ZM12 41V40H11ZM10 41V42H11ZM13 41H14V39H13ZM16 41V40H15ZM103 41V40H102ZM112 41H114V40H112ZM111 41V42H112ZM124 41V42H125ZM132 41H134V40H132ZM131 41V42H132ZM136 41V40H135ZM142 41V42H143ZM151 41V40H150ZM97 42V41H96ZM108 42H109V40H108ZM114 42H116V39H115V41ZM113 42V43H114ZM119 41H117V43H118ZM139 42V41H138ZM138 42H136V44H137V46L136 47H138L139 49H140V51H139V53H138V58H141L142 56H144V55H146V54H144L143 53V51L141 52V50L142 49H144L147 45H146V43L144 44V43H138ZM147 42V41H146ZM152 42V41H151ZM151 42H147V43H151ZM158 42H157V45L158 46H160L159 44H158ZM247 42H249L248 40H247ZM254 42V41H253ZM252 42V43H253ZM259 42V41H258ZM117 43H115V44H117ZM120 43V42H119ZM8 44H10V43H8ZM42 44V43H41ZM107 44V42L105 41V44L104 45H106ZM129 44H131V43H129ZM154 44H156V42L154 43ZM154 44H153V42H152V46H154ZM259 44V43H258ZM97 45H98V43H97ZM119 45V44H118ZM125 45V44H124ZM124 45H121L120 44V48H121V46H123V49H124ZM133 45V44H132ZM131 45V46H132ZM135 45V44H134ZM149 45V44H148ZM243 45V44H242ZM257 45V44H256ZM40 46V45H39ZM100 47H101V45H99ZM98 46V47H99ZM107 47L109 46V45H106ZM105 46V47H106ZM127 46H128V43H127ZM152 46H149V47H152ZM158 46L155 48V50L158 48ZM246 46V45H245ZM257 46H259V45H257ZM256 46V47H257ZM97 47V48H98ZM102 47H103V45H102ZM126 47V46H125ZM134 47V46H133ZM164 47H162V49L164 48ZM97 48H95V49H97ZM120 48H118V49H120ZM135 48V47H134ZM160 48V47H159ZM158 48V51L160 50ZM242 48V47H241ZM252 48V47H251ZM260 48V47H259ZM258 48V49H259ZM30 50H31V48H29ZM34 48H32V50H33ZM104 49V48H103ZM109 49V48H108ZM115 49V48H114ZM122 49V50H123ZM248 49V48H247ZM2 50V49H1ZM21 50H23V49H21ZM20 50V52H21V54H18V53H15V55H13V57H12V54H11V57H12V59H19V58H21V56L22 57H25V59H27V58H30V56H31V58H32V55H30L29 57L27 56V58H26V56L25 55H22L23 53H22V51ZM28 50V49H27ZM41 50V49H40ZM110 50V49H109ZM117 50V49H116ZM129 50H131V48H129ZM129 50H126V51H128V53L130 52ZM145 50V53H146V49H144ZM43 51V50H42ZM100 51H104V50H102L101 48H100ZM100 51H98L97 50V52H100ZM121 51V50H120ZM136 51V50H135ZM134 51V52H135ZM147 51H148V49H147ZM149 51H152L153 53H154V51L153 50H149ZM158 51H156V52H158ZM161 51H163V50H161ZM253 51V50H252ZM2 52V51H1ZM24 52H25V50H24ZM32 52V51H31ZM95 52V51H94ZM108 52V51H107ZM111 52V51H110ZM123 52H124V50H123ZM122 52V53H123ZM131 52H133V51H131ZM133 52V53H134ZM141 52V53H140ZM160 52V51H159ZM6 53V52H5ZM12 53V52H11ZM34 53V52H33ZM109 53V52H108ZM114 53V52H113ZM113 53H110V55H108L109 57H111V59L112 58H114L113 56H114V54ZM133 53H129L130 55L132 54L133 55ZM136 53V54H137ZM259 53H263V52H259ZM1 54V53H0ZM7 54V53H6ZM9 54V53H8ZM24 54H27V53H24ZM99 54V53H98ZM101 54H102V52H101ZM104 54V53H103ZM121 54V53H120ZM119 54V55H120ZM125 54H127V53H125ZM125 54H122V55H124L125 56ZM128 54V55H129ZM135 54V53H134ZM247 54V53H246ZM105 55V54H104ZM122 55H121V57H122ZM131 55V56H132ZM159 55V54H158ZM157 55V56H158ZM127 56V55H126ZM149 56H151V53H150V55ZM152 56H154V54L152 55ZM160 56H163V55H160ZM251 56V55H250ZM254 56V55H253ZM118 57V56H117ZM135 57V56H134ZM137 57V56H136ZM4 58H5V56H4ZM105 58H107V57H105ZM104 58V59H105ZM128 58V57H127ZM133 58V57H132ZM143 58H145V57H143ZM147 58V57H146ZM152 58V57H151ZM154 58V57H153ZM157 58V60H158V58L159 57H156ZM155 58V59H156ZM160 58H162V57H160ZM258 58V57H257ZM259 58H260V56H259ZM22 59V58H21ZM110 59V60H111ZM116 59V58H115ZM120 59V58H119ZM126 59V58H125ZM134 59V58H133ZM155 59H153V60H155ZM163 58L161 59V61L163 62V60H164ZM256 59V58H255ZM106 60H108V59H106ZM110 60H108V61H110ZM124 60V59H123ZM136 60V59H135ZM138 60V59H137ZM143 60H145V59H142V61ZM149 60V59H148ZM157 60H156V62H157ZM258 60V59H257ZM256 60V61H257ZM260 60V59H259ZM120 60H118V62H119ZM134 61V60H133ZM141 61V62H142ZM166 61H170V60H166ZM166 61H164L163 63H165ZM172 61V62H173ZM105 62V61H104ZM112 62V61H111ZM135 62V61H134ZM141 62H140V65L141 66H139V67H143L142 66V64H143V62H142V64H141ZM110 63V62H109ZM114 63H117L115 60H114ZM124 63V62H123ZM131 63L132 62H130V65H131ZM137 61H136V64H135V66L137 65ZM160 62L158 61V64H159ZM256 63V62H255ZM254 63V64H255ZM103 64V72H104V63H102ZM112 64H113V62L111 63V66H109L108 65V68L110 67H112ZM121 64H122V61H121ZM125 64H126V62H125ZM125 64H123V68L126 66ZM146 64V63H145ZM148 64V63H147ZM152 64H154V66L157 64H155V63H152ZM151 64V67L149 66V68H153V65ZM157 64V65H158ZM167 64L168 63H166V66H167ZM253 64V65H254ZM261 63H259V65H254V67L257 69V71H258V69H262V68H264V66H262V65H264V64H262V65H260ZM105 65H106V63H105ZM117 65H118V63H117ZM125 65V66H124ZM160 65V64H159ZM162 65V64H161ZM170 65V64H169ZM168 65V66H169ZM116 66V65H115ZM134 66V67H135ZM167 66V67H168ZM107 67V66H106ZM120 67V66H119ZM130 67V66H129ZM164 67V66H163ZM114 68V67H113ZM122 68V67H121ZM127 68V67H126ZM125 68V69H126ZM131 68H132V66H131ZM157 68H159V66L157 67ZM157 68H154V69H156V70H158ZM160 68H162V67H160ZM170 68V67H169ZM169 68L167 69V70H169ZM171 68H172V66H171ZM106 69V68H105ZM115 69V68H114ZM133 69V68H132ZM143 69V68H142ZM147 70H148V68H146ZM164 69V72L165 73H163L164 75L166 74V71L167 70H165V68H163ZM247 69V68H246ZM254 69V68H253ZM108 70V72H109V69H107ZM107 70H105V72L107 71ZM111 70H112V68H111ZM110 70V71H111ZM119 70V69H118ZM117 70V71H118ZM121 70V69H120ZM124 70V69H123ZM130 70V69H129ZM128 70V71H129ZM135 70V69H134ZM133 70V71H134ZM137 70V69H136ZM139 70V69H138ZM137 70V71H138ZM141 70V69H140ZM146 70V73L148 72ZM152 70V69H151ZM161 70V69H160ZM160 70L159 71H157V72H160ZM172 70V69H171ZM176 70H177V68H176ZM252 70V69H251ZM114 71V70H113ZM124 71H126V70H124ZM132 71V70H131ZM144 71H145V69H144ZM143 71V73H145ZM174 71V70H173ZM249 71V70H248ZM254 71V70H253ZM256 71V72H257ZM121 72V71H120ZM151 72H153V71H151ZM156 72V73H157ZM162 72H163V70H162ZM161 72V73H162ZM168 72V71H167ZM261 72V71H260ZM110 73H112V72H110ZM122 73V72H121ZM127 73V72H126ZM131 73V72H130ZM130 73H128V74H130ZM140 74L142 73V72H139ZM138 73V74H139ZM156 73H152L153 75H158V74H156ZM169 73V72H168ZM249 73H250V71H249ZM248 73V74H249ZM252 73H254V72H251V74ZM117 74V76H118V74H120V73H116V71L114 72V75H116ZM123 74V73H122ZM122 74H121V76H122ZM128 74H126L127 76H128ZM136 74V72H134V75ZM138 74H137V76H138ZM148 74V73H147ZM151 73H150V69H149V75H150ZM176 74V73H175ZM181 74V73H180ZM179 74V75H180ZM247 74V76H249ZM257 74V73H256ZM108 75V74H107ZM113 75V74H112ZM113 75V78L114 77H116V79H118V77L117 76H114ZM124 75V74H123ZM132 75H133V73H132ZM168 75V74H167ZM174 75V74H173ZM172 75V76H173ZM179 75L178 74H176V76H178L179 77ZM258 75V74H257ZM120 76V75H119ZM146 76V75H145ZM158 76H160V75H158ZM158 76H155L156 77V79H158L157 77ZM170 76V75H169ZM182 76V77H183ZM246 76V77H247ZM252 76H255V74L254 75H252ZM104 77H106V76H104ZM107 77H110V76H107ZM124 77V78H123ZM141 77H143V76H141ZM147 77H149V76H147ZM163 77V76H162ZM168 77V76H167ZM184 77H183V80H184ZM250 77V76H249ZM120 78V77H119ZM126 76L124 75V76H122L120 79H124L125 80V82L127 81L126 79ZM128 78H129V76H128ZM131 78V77H130ZM130 78L128 79L130 82L134 79H132V80H130ZM136 78V77H135ZM139 78V77H138ZM150 78H151V76H150ZM165 78H166V76H165ZM169 78V77H168ZM180 78H181V75H180ZM180 78H177V79H180ZM248 78V77H247ZM254 78V77H253ZM115 79V78H114ZM142 79V78H141ZM144 80H147V79H145V78H143ZM143 79H142V81H143ZM149 79V78H148ZM161 79V78H160ZM251 79V78H250ZM249 79V80H250ZM108 80V79H107ZM169 80H170V78H169ZM172 80L174 81V79H173V77H172ZM245 80V79H244ZM243 80V81H244ZM263 80H264V78H263ZM115 81H117V80H115ZM115 81L113 82L112 80H111V78H110V82H113V83H115ZM136 81H138V80H136ZM153 82V83H155L152 79L150 80V81H147L148 82V86H149V84H150V82ZM156 81H158V80H156ZM168 81V80H167ZM176 81V80H175ZM182 81V80H181ZM185 82H187L186 80H184ZM183 81V82H184ZM246 81V80H245ZM248 81V80H247ZM253 81V80H252ZM251 80H250V82H252ZM110 82H108L107 81V83H109L110 84ZM120 82V81H119ZM119 82H118V85H119ZM122 82V81H121ZM144 82V81H143ZM159 82V81H158ZM164 82V81H163ZM166 82V81H165ZM165 82H164V84H165ZM170 82V81H169ZM178 82V81H177ZM176 82V83H177ZM112 83V84H113ZM123 83V82H122ZM132 83H133V81H132ZM145 83V82H144ZM160 83V82H159ZM173 83H175V82H173ZM172 83V84H173ZM175 83V84H176ZM254 83V82H253ZM116 84H117V82H116ZM124 84V83H123ZM134 84V83H133ZM135 84H137V83H135ZM135 84L134 85H132L131 83H130V86L131 87H133V86H135ZM162 84V83H161ZM167 84V86L170 84V83H166ZM185 84V83H184ZM187 84V85H188ZM264 84V83H263ZM108 85V84H107ZM117 85V86H118ZM125 85V84H124ZM127 86L129 85V83L128 84H126ZM126 85L125 86H123V87H126ZM139 86H141V84H138ZM151 85V84H150ZM163 85V84H162ZM174 85V84H173ZM178 85V84H177ZM186 85V86H187ZM110 86V85H109ZM108 86V87H109ZM120 86H122V84L120 83ZM143 86V85H142ZM140 87V88H142L143 89V87ZM145 86V85H144ZM147 86V87H148ZM154 87V85L152 84L151 86H150V88L151 87ZM156 86H157V84H156ZM166 86V87H167ZM185 86V87H186ZM248 86V85H247ZM250 86V85H249ZM262 86V85H261ZM119 87V86H118ZM117 87V89L120 91V88H118ZM131 87H128V88H131ZM136 87H137V85H136ZM146 87V86H145ZM176 87V85H174L173 87L172 86H170V88H172V89H170V90H173V88H175ZM182 87V86H181ZM139 88V87H138ZM137 88V89H138ZM155 88V87H154ZM178 89H180L179 87H177ZM183 88H184V86H183ZM262 88V87H261ZM108 89V88H107ZM132 89V88H131ZM134 90H133V92L135 91V89L136 88H133ZM136 89V90H137ZM156 90H157V88H155ZM176 89V88H175ZM177 89V90H178ZM248 89H249V87H248ZM128 91H129V89H127ZM145 90V89H144ZM144 90H141L142 92L140 93V91L138 92V91H136V92H138L137 94H141V95H138V96H142L143 94L145 95V93L146 92H148V90H149V88H148V90L146 89V92L145 93H143V91ZM151 92H154L153 91V89L151 88ZM155 90V91H156ZM161 90H162V92L165 90H167V91H169V92H171L170 90H168V88L167 89H164L163 90V88H161ZM176 90V91H177ZM181 90V89H180ZM262 90V89H261ZM119 91H118V95H119ZM128 91H127V93H128ZM132 90H130V92H131ZM150 91V90H149ZM166 91V92H167ZM263 91V90H262ZM122 92H123V90H122ZM124 92H126V90H124ZM129 92V94H132L133 92H131L130 93ZM157 92V91H156ZM156 92H154L153 94H155V95H157V93ZM169 92H167V94H166V96L168 95V93ZM256 92V91H255ZM115 92H113V94H114ZM143 93V94H142ZM173 93H174V90H173ZM179 93V92H178ZM186 93H187V91H186ZM189 93V92H188ZM254 93V92H253ZM263 94H264V92H262ZM112 94V95H113ZM128 94V95H129ZM152 94V93H151ZM160 94H162L163 95V93H161V91H160ZM164 94H165V92H164ZM247 94V93H246ZM120 95H123L122 93L120 94ZM128 95H126V97L128 96ZM155 95H152V96H155ZM177 94L175 93V96H176ZM259 95H261L260 93H259ZM114 96V95H113ZM125 96V95H124ZM132 95H129V97H131ZM136 97V95L134 94L133 95V97ZM149 97H150V95H148ZM159 96V94L156 96V97H158ZM164 96V95H163ZM184 96V95H183ZM185 96H187V95H185ZM110 97V99L112 100V98H111V96H109ZM115 97V96H114ZM117 97H119V96H117ZM129 97L128 98H126V99H128V101H129ZM146 97H147V95H146ZM156 97H154V98H156ZM161 97L162 96H160L159 97V99H160V101H162L163 99H161ZM191 97V96H190ZM253 97V96H252ZM120 98V97H119ZM125 98V97H124ZM123 98V96H122V99H124ZM142 98V97H141ZM144 98V97H143ZM172 98V97H171ZM186 98H188L189 99V97H186ZM251 98V97H250ZM249 98V99H250ZM255 98V97H254ZM131 99V98H130ZM133 100H134V98H132ZM132 99L130 100V102L132 101ZM136 99V98H135ZM138 99H139V97H138ZM150 99H152V97L151 98H149V100H148V98H147V100L148 101H150ZM158 99V98H157ZM170 99V98H169ZM180 98H177V99H174V100H179ZM191 99V98H190ZM194 99H195V97H194ZM256 99V98H255ZM108 100V99H107ZM115 100H117V99H115ZM114 100V101H115ZM121 100V99H120ZM119 100V101H120ZM183 100H185L186 101V99H183ZM123 102H125V99L124 100H122ZM127 101V100H126ZM136 101H137V99H136ZM141 101H143V99L141 100ZM147 101V102H148ZM156 101V100H155ZM160 101L158 102L157 101V103H160ZM171 101V100H170ZM173 101V100H172ZM179 101H182V99L181 100H179ZM185 101H183V102H185ZM194 101V100H193ZM197 101V100H196ZM196 101L194 102V104L196 103ZM110 102V101H109ZM121 102V101H120ZM129 102V103H130ZM138 102V101H137ZM144 102H146V101H144ZM151 102H152V100H151ZM154 102V101H153ZM153 102H152V104H153ZM169 102V101H168ZM250 102H251V100H250ZM259 102V101H258ZM263 102V101H262ZM1 103V102H0ZM107 103V102H106ZM116 103H117V101H116ZM115 103V104H116ZM131 103H134V101H132ZM140 103V102H139ZM138 103V104H139ZM149 103V102H148ZM175 103V102H174ZM177 103V102H176ZM179 103H181V102H179ZM188 103V102H187ZM260 103V102H259ZM114 103H109V106H108V110H109V112H110V114L111 115H113L114 114V112H113V110H114V105H113ZM118 104H119V102H118ZM121 104H123V103H120V106H121ZM126 104V103H125ZM141 104H142V102H141ZM141 104H139V106H138V108L141 106ZM144 104V103H143ZM150 104V103H149ZM155 104V103H154ZM178 104V103H177ZM262 104V103H261ZM261 104H259V105H261ZM124 105V104H123ZM129 105V104H128ZM182 105V104H181ZM184 105V104H183ZM183 105H182V107H183ZM254 105V104H253ZM257 105V104H256ZM256 105H254V106H256ZM264 105V104H263ZM119 106V105H118ZM119 106V107H120ZM131 106H133V104L131 105ZM145 106H146V104H145ZM153 106V105H152ZM187 106H190V105H187ZM196 106V105H195ZM262 106V105H261ZM125 107V106H124ZM130 107V106H129ZM128 106H127V108H129ZM142 107V106H141ZM175 107H177V105L175 106ZM179 107V106H178ZM181 107V108H182ZM121 108V107H120ZM126 108V107H125ZM134 109L135 108H137V105H136V107L134 106L133 107ZM132 108V109H133ZM135 109V110H139V109ZM144 108V107H143ZM147 108V107H146ZM185 108V107H184ZM187 108V107H186ZM190 108V107H189ZM246 108V107H245ZM256 108H258V107H256ZM255 108V109H256ZM261 108V107H260ZM1 109V112L3 111L2 110V108H0ZM124 109V108H123ZM133 109V110H134ZM151 109V108H150ZM154 109V108H153ZM176 109V108H175ZM183 109V108H182ZM249 109V108H248ZM262 109H264V108H262ZM6 110V109H5ZM4 110V111H5ZM116 110H118L117 109V107H116ZM115 110V111H116ZM120 110V109H119ZM133 110H131L130 109V111H133ZM143 110V109H142ZM145 110V109H144ZM148 110H149V107H148ZM155 111H156V108L154 109ZM199 111H200V109H198ZM250 110V109H249ZM252 110V109H251ZM251 110L249 111L250 112V114L252 113L251 112ZM261 110V109H260ZM259 110V111H260ZM129 111V110H128ZM150 111V110H149ZM148 111V112H149ZM180 111H182L181 109L179 110V112ZM184 111V110H183ZM193 111V110H192ZM191 111V112H192ZM244 111H246V109L244 110ZM244 111H242V112H244ZM263 111V110H262ZM117 112V111H116ZM123 112H125V109H124V111ZM126 112H127V110H126ZM153 112V111H152ZM152 112H150L151 114H152ZM171 111H169V113H170ZM178 112V111H177ZM194 112V111H193ZM258 111H256L255 112V115H256V113H257ZM261 112V111H260ZM3 113V112H2ZM5 113V112H4ZM3 113V114H4ZM129 113V112H128ZM133 113V112H132ZM142 112H140V114H141ZM147 113V112H146ZM146 113H144V114H146ZM166 113V112H165ZM169 113H168V116H169ZM182 113H185V112H181V114ZM187 113V112H186ZM195 113V112H194ZM247 113V112H246ZM254 113V112H253ZM1 114V113H0ZM6 114V113H5ZM124 114V113H123ZM134 114H136L137 115V113H135V111H134ZM144 114H141V116L140 115H138V116H136L137 118L139 117V119H143L144 118ZM149 114V113H148ZM167 114V113H166ZM170 114H172L173 115V113H170ZM175 114V113H174ZM189 114V113H188ZM197 114H200V112L199 113H197ZM119 115V114H118ZM117 115V116H118ZM142 115H143V117H142ZM155 115V114H154ZM156 115H159L158 113H156ZM165 115V114H164ZM180 115V114H179ZM246 116H247V114H245ZM2 116V115H1ZM124 116H125V114H124ZM130 116H132L133 117V115L132 114H130ZM145 116H147V115H145ZM151 116V115H150ZM149 115L146 117L147 119L146 120H148V118L150 117ZM153 116V115H152ZM152 116H151V118H152ZM159 116H161V115H159ZM165 116H167V115H165ZM173 116H175V115H173ZM254 116V115H253ZM258 116H260L259 115V112H258V115H257V119H258ZM126 117H129L127 114H126ZM132 117L130 118V119H132ZM135 117V116H134ZM133 117V118H134ZM162 117V116H161ZM188 117V116H187ZM119 118H120V116H119ZM121 118H123V117H121ZM129 118H127V121H129L128 119ZM155 118H156V120H158L157 119V117L155 116ZM160 118V117H159ZM168 118V117H167ZM166 118V119H167ZM171 120H172V116L171 117H169ZM176 118H177V116H176ZM182 118V117H181ZM200 118V117H199ZM199 118H198V120H199ZM204 118V119H205ZM263 118H264V116H263ZM2 120H3V118H1ZM136 119V118H135ZM153 119H154V117H153ZM153 119H151V120H153ZM161 120L162 119H164V120H166L165 118H160ZM173 119H175V118H173ZM253 119V118H252ZM252 119H251V121H252ZM2 120H1V122H2ZM119 120V119H118ZM133 120V119H132ZM131 120V121H132ZM160 120V121H161ZM187 120V119H186ZM197 119H196V116H195V122H197L196 121ZM256 120V119H255ZM260 120V119H259ZM4 121H5V119H4ZM121 121H122V119H121ZM125 120L123 119V122H124ZM136 121H138V120H136ZM136 121H134L133 120V123L134 122H136ZM140 121V120H139ZM155 121V120H154ZM179 121H181V120H179ZM199 121H201V119L199 120ZM261 121H262V119H261ZM9 122V121H8ZM130 122V121H129ZM128 122V123H129ZM149 122V121H148ZM156 122V121H155ZM155 122H153V123H155ZM158 122V121H157ZM172 122V121H171ZM176 121L175 120H173V124L175 123ZM184 122V121H183ZM187 122V121H186ZM185 122V123H186ZM249 124H248V123ZM258 122V121H257ZM132 122H130L129 124H131ZM137 123V122H136ZM145 123V122H144ZM150 123H152V122H150ZM149 123V124H150ZM160 123V127L162 126V124L161 123H168V121L167 122H159ZM194 123V122H193ZM198 123V122H197ZM202 123V122H201ZM262 123V122H261ZM264 123V122H263ZM3 124H4V122H3ZM122 124V123H121ZM120 124V125H121ZM127 124V123H126ZM138 124H140V122L138 123ZM143 124V121H142V123H141V125ZM146 125H149V124H147V123H145ZM144 124V125H145ZM165 124V126L166 127H163V130H164V133L165 132H169L170 133V130H172L171 129V127H172V125H171V123L169 122V124H170V127H169V125H166ZM178 124H179V122H178ZM186 124H188V123H186ZM196 124V123H195ZM194 124V125H195ZM200 124V123H199ZM204 124H206V122L204 123ZM0 125H2V123H0ZM128 125V124H127ZM151 125V124H150ZM149 125V126H150ZM156 124H154L153 126H155ZM176 125V124H175ZM174 125V126H175ZM185 125V124H184ZM184 125H183V127H184ZM189 125V124H188ZM198 125V124H197ZM196 125V126H197ZM135 126L136 125H134V127L133 126H130V127H133V129L135 128ZM149 126H146V127H149ZM153 126H151V129L153 128ZM163 126H164V124H163ZM169 128H168V127ZM181 126V125H180ZM189 126H191V125H189ZM196 126H195V128H196ZM203 126H205V125H203ZM264 126V125H263ZM1 127V126H0ZM117 127H120V126H117ZM124 127H125V123H124ZM127 128H128V126H126ZM143 127H145V126H143ZM156 127H157V125H156ZM160 127H157V128H160ZM198 127V126H197ZM121 128V127H120ZM140 128V127H139ZM156 128V129H157ZM165 128H167L168 130L167 131H165L166 129ZM176 128V127H175ZM194 128V129H195ZM199 128H200V126H199ZM199 128H197V130L199 131V132H204L203 130H199ZM4 129V128H3ZM131 129V128H130ZM136 129H138V126H137V128ZM147 129V128H146ZM149 129V133L150 132H152V133H154L155 134V130H150V128H148ZM191 130L190 131H192V128H190ZM193 129V130H194ZM202 129V128H201ZM207 129V125H206V127H205V130ZM122 131H124L125 132V130L124 129H121ZM126 130H129V128L128 129H126ZM140 130H142V129H140ZM145 130V129H144ZM174 130V129H173ZM172 130V131H173ZM183 130V129H182ZM196 130V129H195ZM262 130H263V128H262ZM3 131V130H2ZM2 131H1V133H2ZM121 131V132H122ZM134 131V130H133ZM137 131V130H136ZM139 131V130H138ZM158 131H162V129L161 130H157V133H156V135L159 133ZM175 131V130H174ZM183 131H186V129L185 130H183ZM182 131V132H183ZM187 131H189V129L187 130ZM186 131V132H187ZM212 131V132H211ZM129 132V131H128ZM140 132V131H139ZM145 132H146V130H145ZM167 132V133H168ZM179 132V134H180V131H178L177 130V133ZM206 133L205 134H207V130L205 131ZM208 132V133H209ZM246 132V133H245ZM6 133H7V130H6ZM132 133V129L130 130V134L129 135H132L131 134ZM141 134H142V132H140ZM148 133V134H149ZM162 133H163V131H162ZM185 133V132H184ZM188 133H190V132H188ZM194 133H196V132H194ZM262 133V132H261ZM136 134V133H135ZM143 134H144V132H143ZM159 134H161V133H159ZM158 134V136H160ZM187 134V133H186ZM191 134V133H190ZM190 134H187V135H189V137H191V135ZM199 134V133H198ZM3 135H4V133H3ZM128 135V134H127ZM126 135V136H127ZM134 135V134H133ZM138 135V134H137ZM145 135V134H144ZM143 135V136H144ZM181 135V134H180ZM179 135V136H180ZM208 135V134H207ZM264 135V134H263ZM5 136H6V134H5ZM139 136V135H138ZM138 136H136V137H138ZM200 136V135H199ZM206 136V135H205ZM195 137H196V135H195ZM252 137V138H253ZM133 138V137H132ZM139 138V137H138ZM188 138V137H187ZM199 138V137H198ZM208 138H209V135H208ZM251 138V139H252ZM1 139V141H2V139H3V137L2 138H0ZM126 139V138H125ZM131 139V138H130ZM135 139V138H134ZM183 138H181V140H182ZM200 139V138H199ZM204 139H205V137H204ZM249 139V138H248ZM248 139H247V141H248ZM250 139V140H251ZM264 139V138H263ZM136 140V139H135ZM137 140H140V139H137ZM186 140H188V139H186ZM185 139H184V141H186ZM190 140V139H189ZM189 140H188V143H189ZM194 140V139H193ZM192 139H191V141H190V143L191 142H194ZM211 140V139H210ZM198 141V140H197ZM196 140H195V142H197ZM207 141H208V139H207ZM252 141V140H251ZM255 141V142H256ZM126 142V141H125ZM129 142H130V140H129ZM129 142H128V144H129ZM138 142V141H137ZM180 142V141H179ZM194 142V143H195ZM199 142V141H198ZM198 142L196 143V145L198 144ZM248 142H250V141H248ZM264 142V141H263ZM194 143H192V144H194ZM208 143V142H207ZM206 142H205V146L207 147V145H210V144H207ZM132 144V143H131ZM134 144H135V142H134ZM141 144V143H140ZM144 144V143H143ZM142 144V145H143ZM180 144H182V143H180ZM200 144H201V142H200ZM263 144V143H262ZM141 145V146H142ZM195 145V146H196ZM203 145H204V143H203ZM211 145H212V143H211ZM248 145V144H247ZM255 145V143L252 145V146H254ZM257 145V144H256ZM126 146V145H125ZM145 146V145H144ZM180 146L181 145H179V148H180ZM184 146V145H183ZM185 146H187V145H185ZM189 146V145H188ZM187 146V147H188ZM194 146V145H193ZM198 146H200V147H202L201 145H198ZM204 146V147H205ZM132 147V146H131ZM206 147H205V149H206ZM210 147V146H209ZM262 147V146H261ZM145 148V147H144ZM186 148V147H185ZM189 148V147H188ZM218 148V149H219ZM252 148V147H251ZM146 149V148H145ZM190 149V148H189ZM193 149V148H192ZM198 150V147L196 148L195 147V150ZM203 149V147L201 148V149H199V150H202ZM209 149V148H208ZM257 149V147L255 148V150ZM176 150H179V149H176ZM181 150H183V149H181ZM180 150V151H181ZM185 150H187V148L185 149ZM196 150V151H197ZM198 150V151H199ZM204 150V149H203ZM202 150V151H203ZM261 150H262V148H260V152H261ZM26 151H27V147L26 146H23V147H21V149H20V151H19V153H18V155L14 158V160H13V165H12V167L13 168H17V167H20V166H24V163H25V159H26V155H24V153H26ZM45 151H46V146H45V142H42L40 145H38L37 146V148H36V153L38 154V156H39V163H40V161H41V159L43 158V156H44V154H45ZM139 151H141V153L139 152ZM180 151H178V152H180ZM197 151V152H198ZM201 151V152H202ZM206 151V152H205ZM204 152H203V154L204 153H208V151L209 150H205ZM252 151H254V149L252 150ZM259 151V150H258ZM186 152H188V151H186ZM195 152V151H194ZM200 152V151H199ZM180 153H182V151L180 152ZM123 154V153H122ZM154 154H155V156H154ZM184 154H187V153H184ZM189 154H190V152H189ZM188 154V156H190ZM195 154V153H194ZM114 155H116V154H114ZM177 155V154H176ZM181 155V154H180ZM192 155V154H191ZM217 155H219V156H217ZM258 155H260V154H258ZM187 155H186V157H188ZM193 156V155H192ZM200 156H202V154H200ZM132 157V156H131ZM182 157V156H181ZM191 157V156H190ZM204 156H202V158H203ZM174 158H175V156H174ZM177 158V157H176ZM175 158V160H177ZM179 158V157H178ZM189 158V157H188ZM193 159H194V157H192ZM191 158V163H196L197 162V159H198V156H197V158H196V156H195V160L196 161H194V162H192V159ZM201 158V161L202 160H205L204 158L202 159ZM134 159V158H133ZM180 159V158H179ZM186 159V158H185ZM199 160V159H198ZM221 160V161H222ZM181 160H179L178 162H180ZM185 161V160H184ZM183 161V162H184ZM190 161H188L187 162V160L185 161V163L186 164H189V162ZM259 161V162H258ZM212 162V161H211ZM153 163V164H154ZM174 163V162H173ZM177 163V162H176ZM176 163H175V165H176ZM190 163V164H191ZM203 164V162H200V164ZM216 163V164H217ZM220 163H222V162H220L219 161V166L221 165ZM262 163V164H263ZM177 164H179V166H180V164H181V166H182V162H180V163H177ZM189 164V165H190ZM199 164V163H198ZM212 164H213V162H212ZM211 164V165H212ZM215 164V163H214ZM132 165H134V164H132ZM150 165H152V164H150ZM205 165V164H204ZM207 165H209L208 163H207ZM207 165H205V166H203V167H205V168H207L206 166ZM260 165V164H259ZM179 166H178V168H179ZM183 166H184V164H183ZM188 166V165H187ZM191 166V165H190ZM217 166V165H216ZM219 166H217V167H219ZM132 167H135V166H132ZM189 167V166H188ZM188 167H187V169H188ZM193 167V166H192ZM212 168H213V170H214V168L215 167H213V166H211ZM176 168V167H175ZM183 168V167H182ZM181 168V169H182ZM185 168V167H184ZM219 168H221V167H219ZM223 168H222V170H223ZM0 169H1V167H0ZM156 169V168H155ZM180 169V168H179ZM186 169V170H187ZM261 169V168H260ZM259 169V170H260ZM124 170V169H123ZM130 170V169H129ZM154 170V169H153ZM158 170V169H157ZM156 170V171H157ZM185 170V171H186ZM203 170H204V168H203ZM211 170V169H210ZM262 170H263V168H262ZM125 171V170H124ZM217 171H219V169H217L216 170V172ZM139 172V171H138ZM205 172V170L203 171V175L206 173H204ZM225 171H223V173H224ZM125 173V172H124ZM154 172H152V174H153ZM186 173V172H185ZM208 173V172H207ZM213 173V172H212ZM211 173V174H212ZM221 173V172H220ZM262 173H263V171H262ZM105 174V173H104ZM119 174H122V175H119ZM135 174V173H134ZM140 174V173H139ZM138 174V175H139ZM209 174V173H208ZM207 174V175H208ZM215 176H216V174L217 173H213ZM151 175V174H150ZM189 175V174H188ZM188 175H187V177H188ZM195 175V176H194ZM210 175V174H209ZM208 175V176H209ZM8 176V175H7ZM132 176V175H131ZM141 176H142V173H141ZM152 176V175H151ZM190 176V175H189ZM198 176V178H199V180H201V178ZM202 176V175H201ZM215 176H209V177H212V178H214ZM218 176H220L221 178H223L221 175H218ZM6 177V176H5ZM4 177V178H5ZM136 177H139V176H136ZM153 177H155V175L153 176ZM156 177H155V180H157L156 179ZM195 177V178H196ZM224 177V178H225ZM9 178V177H8ZM141 178V177H140ZM152 178V177H151ZM181 178V177H180ZM186 178V177H185ZM198 178H196V179H198ZM203 178H204V176H203ZM215 178H217V177H215ZM214 178V179H215ZM219 178V177H218ZM225 178V179H226ZM263 178V179H262ZM0 179H3V177H0ZM7 179V178H6ZM5 179V181H7ZM142 179V178H141ZM154 179V178H153ZM207 180L209 179V178H206ZM220 179V178H219ZM10 180V179H9ZM130 181L132 180V178L131 179H129ZM136 180V179H135ZM135 180H134V182H135ZM143 180V179H142ZM180 180V181H179ZM224 180V179H223ZM223 180L221 181V182H223ZM133 181V180H132ZM140 181V180H139ZM196 181V180H195ZM198 181V180H197ZM0 182H3L2 180L0 181ZM8 182V181H7ZM6 182V183H7ZM12 182V181H11ZM184 182V183H185ZM202 182V181H201ZM205 182H206V180H205ZM215 182H216V180H215ZM219 182V181H218ZM6 183H4V185H2V183H0V185H1V187L2 186H5V184ZM16 183H19V181H17ZM22 183V182H21ZM20 183V184H21ZM180 183V184H181ZM199 183V182H198ZM225 183V182H224ZM13 184H15V182L13 183ZM23 184V183H22ZM129 184H130V182H129ZM136 184V185H137ZM179 184V185H180ZM182 184L180 185V186H182ZM186 184V185H187ZM226 184V183H225ZM224 184V185H225ZM6 185H8V184H6ZM179 185L177 186V187H179ZM205 185V184H204ZM208 185V184H207ZM219 185V184H218ZM217 185V186H218ZM222 185V184H221ZM15 186H16V184H15ZM15 186H13V187H15ZM20 186V185H19ZM22 186H24V185H21V187ZM130 186H132V185H130ZM201 186H203L202 184H201ZM247 186H249V187H247ZM12 187V188H13ZM176 187V188H177ZM204 187V186H203ZM205 187H206V185H205ZM215 187V186H214ZM221 187H223V185L221 186ZM225 187H227V185L225 186ZM225 187L223 188V190L225 189ZM11 188V189H12ZM16 188V187H15ZM164 188H166V187H164ZM163 188V189H164ZM166 188V189H167ZM211 187H210V185H209V189H210ZM249 188V189H248ZM7 189H8V187H7ZM20 189V188H19ZM181 189V188H180ZM216 189H219V188H216ZM215 189V190H216ZM8 190H10V189H8ZM14 190V189H13ZM18 189H15V192L13 193V195L15 194L16 195V193H17V195H18V193H20V195H23L24 194V190H23V188H21L20 189V191H18V192H16ZM173 190V191H172ZM199 191L198 192V195H199V197H197L196 196V191ZM214 190V195H216V194H218L219 192H220V194L219 195H221V190H216L215 191ZM228 190H229V188H228ZM228 190H227V188L225 189V193L226 192H228ZM249 191V195H250V197H254V198H252V200L253 199H255V204H253V206H249L248 205V201H247V199H246V194H245V191ZM3 191H5V190H3ZM11 191V190H10ZM208 191V190H207ZM211 191H212V189H211ZM230 191V190H229ZM6 192V191H5ZM135 192V191H134ZM161 192H163V190L161 191ZM164 192H165V190H164ZM202 192H204V191H202ZM210 192V191H209ZM209 192H206V195H210L209 194ZM213 192V191H212ZM8 192H6V194H7ZM12 193V192H11ZM175 193V194H174ZM211 193V192H210ZM224 193V192H223ZM5 194V195H6ZM9 194V193H8ZM142 194V193H141ZM142 194V195H143ZM158 195L160 194V192L159 193H157ZM165 194V193H164ZM201 194V196L202 197H204L203 195H204V193H200ZM231 194V193H230ZM229 194V195H230ZM14 195V196H15ZM16 195V196H17ZM158 195H156V197H159ZM160 195H163V193L162 194H160ZM211 195H212V193H211ZM232 195V194H231ZM233 195V196H234ZM10 196V195H9ZM181 196H183V198H185V202H183V199H182V202L184 203V204H186V205H180V199H181ZM213 196V195H212ZM226 196H227V194H226ZM3 197V196H2ZM114 197V196H113ZM144 197V196H143ZM162 197V196H161ZM166 197V196H165ZM215 197H217V196H214V198ZM232 197V196H231ZM144 198V199H145ZM162 198H164V197H162ZM205 198H207V197H205ZM230 198V197H229ZM249 198V197H248ZM9 201H10V199H9V197L7 198ZM11 199H12V197H11ZM157 199V198H156ZM176 199H177V202L175 203V201H176ZM219 199V198H218ZM218 199H217V201H218ZM220 199H225L226 200V198L225 197H221ZM1 200H2V198H1ZM0 200V201H1ZM14 200H16V199H13V201ZM115 200V199H114ZM162 200V199H161ZM164 200V199H163ZM203 200L204 199H202V202H203ZM207 200H208V198H207ZM230 200H231V198H230ZM229 199H228V201H230ZM147 201V200H146ZM209 202H207V203H210V200H208ZM111 202V201H110ZM159 202V201H158ZM170 202H171V204H170ZM172 202H174V203H172ZM206 202V201H205ZM212 202V201H211ZM225 202H227V200L225 201ZM250 202V201H249ZM154 203H157V201H155ZM161 203V202H160ZM219 203H221L220 201H219ZM218 202L216 203V204H219ZM230 203V202H229ZM232 203V202H231ZM230 203V204H231ZM251 203H253V201L251 202ZM169 204H170V206H169ZM213 204V203H212ZM222 204H224V203H222ZM250 204V203H249ZM160 205V204H159ZM202 205H203V203H202ZM209 205V204H208ZM221 204H219L218 206H220ZM252 205V204H251ZM1 206V205H0ZM168 206H169V208H168ZM174 206V207H173ZM203 206H205V205H203ZM231 206V207H232ZM210 207H213V206H210ZM215 207V206H214ZM213 207V208H214ZM222 207H223V205H222ZM230 207V209L231 210H233L232 208ZM113 208V209H114ZM153 208H154V206H153ZM173 208H174V210H173ZM195 208V207H194ZM196 208V209H197ZM218 208V207H217ZM193 209V208H192ZM199 209H197V210H199ZM202 209V208H201ZM204 209V208H203ZM215 209V208H214ZM3 210V209H2ZM17 210V209H16ZM188 210H190V212H188ZM219 210H220V208H219ZM0 211H1V209H0ZM3 211H5V210H3ZM3 211H1L0 212V217H4V216H6V215H8V214H6V213H4ZM194 211H196V210H194ZM200 211V210H199ZM207 211V210H206ZM209 211V210H208ZM214 211V210H213ZM216 211H217V209H216ZM7 213H8V210L6 211ZM15 212V211H14ZM14 212H12V214L14 213ZM204 212V211H203ZM10 213H11V211H10ZM205 213V212H204ZM15 214H16V212H15ZM14 214V215H15ZM233 214H235V213H233ZM206 215H208V214H206ZM10 216V215H9ZM8 216V217H9ZM234 216V215H233ZM7 217V218H8ZM209 217V218H210ZM221 217H224V220L226 221L225 223L222 221V222H220L219 220H218V218H220L221 219ZM235 217V216H234ZM10 218V217H9ZM12 218V217H11ZM6 219V218H5ZM4 219V220H5ZM7 221H8V219H6ZM6 221V222H7ZM45 222V221H44ZM44 222H43V225H45L44 224ZM162 223L163 225H164V228L167 230L165 233H162V231H161V229L157 226L159 223ZM10 223V222H9ZM8 223V224H9ZM46 223V222H45ZM33 224V223H32ZM47 224V223H46ZM10 225V224H9ZM33 225H39V223L37 224V223H34ZM46 226V225H45ZM9 227H11V226H9ZM42 227H44V226H42ZM12 228V227H11ZM41 228V227H40ZM232 228V229H231ZM263 228V227H262ZM42 229V228H41ZM5 230H7V229H5ZM11 230H14V228L13 229H11ZM17 230V229H16ZM208 230H213V232L212 231H209L208 233H209V237H212L213 236V238H215L217 241H218V246H220V247H222V246H224V248L227 246V247H230V244L232 245H234V246H236V249H238V251H239V255H238V257L235 259L234 258V255H232L233 256V258H234V261H231V259L228 257V252L230 251V250H226V249H224V250H221V248H219L218 249V247L216 248V246L214 247V245L215 244H217V243H215L216 241H212V242H214L215 244L213 245V243L212 244H209L210 243V239H213V238H210V239H208L207 240V238H209L208 237V233H207V231ZM114 231V230H113ZM193 232H196L195 233V235H192L193 234ZM210 232H212L211 234H210ZM14 233V232H13ZM17 233V236H16V238L15 237H11L10 239H13L12 241L15 243V244H17V243H20V237L22 236H25V232H23V231H20V229H19V233L18 232H16ZM191 235L193 236V237H191ZM21 237V238H22ZM23 239V238H22ZM214 239V240H215ZM114 240V239H113ZM207 241H209V243L207 242ZM232 241H235V243L237 244H234ZM207 242V243H206ZM213 245V246H212ZM232 245V246H233ZM263 245V244H262ZM36 246V247H35ZM33 245V253H34V251H35V249H37V251H36V256L38 257L39 255H37L38 254V252H39V250H38V248L39 247H41L39 244H38V246H37V244L36 245ZM43 246H46V245H43ZM113 246V245H112ZM38 247V248H37ZM179 247H180V245H179ZM16 247H11V246H9L8 248H2V247H0V259H5V258H7L8 256H10V257H12L13 255L16 257ZM41 249V248H40ZM223 249V248H222ZM230 249V248H229ZM184 250V249H183ZM40 251H42L43 252V247H42V250H40ZM260 251V250H259ZM185 252V254L187 253V251L185 250L184 251ZM189 252H191V251H189ZM232 251H230V253H231ZM111 253H112V251H111ZM192 253V252H191ZM238 253V252H237ZM261 253V252H260ZM40 254V253H39ZM95 254V253H94ZM193 254V253H192ZM192 254H191V257L193 258V256H192ZM108 255V254H107ZM112 255V254H111ZM230 255V256H231ZM27 256H29V253H27ZM195 256V255H194ZM235 256H236V253H235ZM36 257V258H37ZM40 257V256H39ZM107 257V256H106ZM196 257V256H195ZM264 257V256H263ZM35 258V257H34ZM232 258V259H233ZM111 259V258H110ZM209 259V260H208ZM108 260V259H107ZM107 260H102L103 262H102V264H112V261H107ZM193 260V259H192ZM192 260H190V261H192ZM208 260V261H207ZM23 262H25V263H23V264H31L30 262L29 263H27V261H25V260H23ZM204 262H205V260H204ZM205 262V263H206ZM88 263V262H87ZM191 263V262H190ZM191 263V264H192ZM209 263V262H208ZM90 264V263H89ZM204 264V263H203ZM207 264V263H206Z\"/></svg>","mask_w":264,"mask_h":264}]
</instances>
